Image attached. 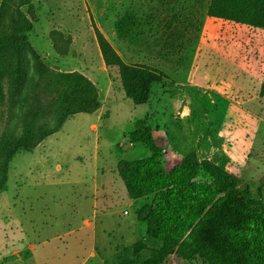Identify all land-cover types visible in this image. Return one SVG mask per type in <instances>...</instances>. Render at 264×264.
<instances>
[{
    "label": "rangeland",
    "instance_id": "1",
    "mask_svg": "<svg viewBox=\"0 0 264 264\" xmlns=\"http://www.w3.org/2000/svg\"><path fill=\"white\" fill-rule=\"evenodd\" d=\"M33 9L28 34L33 52L24 59L27 79L20 99L35 92L38 63H44L97 76L102 103L94 114L70 116L34 149L8 160L1 156L0 264H141L149 250L134 257L135 243L160 247L137 220L147 200H129L111 174L119 160L149 155L145 145L130 142L138 120H146L162 149L165 170L186 156L206 159L234 175L253 199L264 201V29L205 20L206 6L201 9L194 0H39ZM91 22L124 62L159 68L173 81L154 84L151 101L134 105L124 96L117 68L103 64ZM191 27L206 28L201 41L208 50L198 62L193 42L179 34ZM52 32L70 38L67 55L56 54ZM20 106L1 126L16 135L26 123ZM58 117L53 108L31 124L40 136L54 129ZM95 140L98 151L92 152ZM108 183L115 195L108 199L110 192L102 193L104 202L94 206L95 185H105L106 192ZM13 249L24 252L13 255ZM164 264L206 263L172 255Z\"/></svg>",
    "mask_w": 264,
    "mask_h": 264
},
{
    "label": "trees",
    "instance_id": "2",
    "mask_svg": "<svg viewBox=\"0 0 264 264\" xmlns=\"http://www.w3.org/2000/svg\"><path fill=\"white\" fill-rule=\"evenodd\" d=\"M34 1L39 0H0V158L6 155L5 160L20 150L34 149L43 137L59 131L70 116L94 114L101 108L98 89L88 78L44 63H38L35 92L20 99L27 79L24 59L33 52L28 34L34 26ZM194 1L201 9L206 6L210 18L264 29V0ZM93 28L103 64L117 68L124 96L134 105L149 101L154 84L171 83L172 78L159 68L124 62ZM50 39L58 56L68 54L69 37L52 32ZM260 95L264 97V83ZM18 105V113L26 120L20 135L1 127ZM53 108L59 116L56 126L39 136L31 123ZM129 138L132 144L145 145L149 155L119 160L115 172L129 200H147L139 207L137 220L145 223L147 236L161 244L148 248L143 242L135 243L134 257L149 250L141 264H164L172 255L206 264H264L262 199H253L249 189L239 188L234 175L206 159L186 156L165 170L162 149L145 119L136 121Z\"/></svg>",
    "mask_w": 264,
    "mask_h": 264
},
{
    "label": "crops",
    "instance_id": "3",
    "mask_svg": "<svg viewBox=\"0 0 264 264\" xmlns=\"http://www.w3.org/2000/svg\"><path fill=\"white\" fill-rule=\"evenodd\" d=\"M206 12H207V10H206ZM204 18H205V20H206V18H210V17H208L207 16V14H205V16H204ZM210 19H212V20H216V21H220V22H222V21H224V20H221V19H215V18H210ZM226 23H228L227 21H226ZM229 23H231V22H229ZM232 24V23H231ZM236 26H240V27H243L242 25H237V24H235ZM244 27H246V26H244ZM193 27H191V28H187V29H181L180 30V35H181V37H182V39L183 40H185V41H187V40H190L191 42H193L192 44L193 45H195V47H196V50L193 52V54H194V61H196V62H198V60H200L201 58H203L202 57V55H205L206 54V50H208V48L205 46V44H204V42L203 41H201V40H203V39H205L206 38V31H205V29L204 28H199V29H196L195 31H194V29H192ZM189 29V30H188ZM252 29H254V28H252ZM256 29V28H255ZM258 30V29H257ZM195 32V33H194ZM184 34V35H183ZM208 42V41H207ZM205 48V49H204ZM208 65H204V67H207ZM97 76H93V78L92 77H89L88 76V79H90L91 80V82L96 86V85H98V82H95L96 80H95V78H96ZM97 79V78H96ZM195 81H191V83H194ZM97 87V86H96ZM98 87H99V85H98ZM107 88L108 87H106V91H107ZM98 90H99V99H100V94H101V90H100V88H98ZM106 95H109V93L108 92H106ZM151 99V98H150ZM149 99V101L147 102V103H149L151 100ZM102 103V102H101ZM73 117V116H72ZM100 117V116H99ZM70 118H68L67 120H69ZM66 120V121H67ZM65 121V122H66ZM64 122V123H65ZM63 123V124H64ZM63 126V125H62ZM62 126H61V128H62ZM60 128V129H61ZM92 129H96V126L95 125H93L92 127H91ZM59 129V130H60ZM59 131H57V132H55V133H53L51 136H53V135H55V134H57ZM51 136H49V137H51ZM49 137H47V139L49 138ZM46 141V140H45ZM45 141H43L40 145H42L43 143H45ZM94 143H95V145H94V147H93V150H92V152H95V150L96 151H98V140H95L94 141ZM42 147V146H41ZM42 154H45V152H42ZM56 169L58 170V171H60L61 170V167H60V165H57V167H56ZM112 174V176L113 177H115L116 178V180H114V181H117V179H119V178H117V175H116V172H113V173H111ZM116 183V182H115ZM108 185V187H109V190L108 191H106L105 192V185H102V186H97V185H95V187H94V190H93V202H94V206H97L100 202L99 201H101L102 203L104 202V200H105V196L102 194V193H108V192H110V193H108V196H109V194H110V196L108 197V199H110V198H112L113 197V195H115V193H113V191L115 190L114 188H113V186H111L109 183L107 184ZM101 191V192H100ZM99 194H101V195H103L104 197L102 198H99L98 196H99ZM125 195H126V192H125ZM96 208V207H95ZM83 224H84V226H86V227H88L89 225H90V221L89 220H87V219H85L84 221H83ZM74 232V230H71L70 232H68V233H73ZM33 247H34V245H28L27 246V250H32L33 249ZM24 252V249H13V255L15 254V255H17V256H19V255H21L22 253ZM89 256H94V253L92 252Z\"/></svg>",
    "mask_w": 264,
    "mask_h": 264
}]
</instances>
